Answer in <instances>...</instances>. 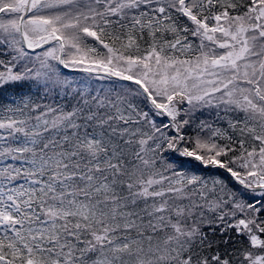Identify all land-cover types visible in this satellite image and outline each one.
Returning a JSON list of instances; mask_svg holds the SVG:
<instances>
[{
  "label": "snow or ice",
  "instance_id": "1",
  "mask_svg": "<svg viewBox=\"0 0 264 264\" xmlns=\"http://www.w3.org/2000/svg\"><path fill=\"white\" fill-rule=\"evenodd\" d=\"M0 264H264V0H0Z\"/></svg>",
  "mask_w": 264,
  "mask_h": 264
},
{
  "label": "trees",
  "instance_id": "2",
  "mask_svg": "<svg viewBox=\"0 0 264 264\" xmlns=\"http://www.w3.org/2000/svg\"><path fill=\"white\" fill-rule=\"evenodd\" d=\"M37 52L41 51L40 49H37L36 50ZM65 73H68L67 75L70 76V77H77L79 76V74H82V73H79V72H75V71H72V70H63ZM25 93H27V89L25 88L23 90ZM36 88L33 87L32 88V93H36ZM4 99L7 100V101H11L13 99H19L18 96H16L14 93H12L11 91L9 92H6L4 94ZM39 100V102L43 105V104H53V106H55L57 103H63V104H66L67 101H64L62 99H57L55 98L54 96L53 97H47L45 96L44 92L41 90L40 94H39V97L37 98ZM199 115V113H198ZM201 119H207L209 120V122H212L211 120V115L205 111V114L201 117ZM218 126H221L223 127L224 125L223 124H219ZM192 134V133H190ZM184 166H185V170L187 171H190L192 172L193 174H200V175H210L212 173H215L216 170L215 169H203L199 166L198 162L194 161V160H191V159H188V158H185L184 159Z\"/></svg>",
  "mask_w": 264,
  "mask_h": 264
},
{
  "label": "rangeland",
  "instance_id": "3",
  "mask_svg": "<svg viewBox=\"0 0 264 264\" xmlns=\"http://www.w3.org/2000/svg\"><path fill=\"white\" fill-rule=\"evenodd\" d=\"M68 74V73H65ZM84 74H79V76H77L76 78L79 79L81 76H83ZM73 77V76H72ZM100 83H106V82H100Z\"/></svg>",
  "mask_w": 264,
  "mask_h": 264
}]
</instances>
